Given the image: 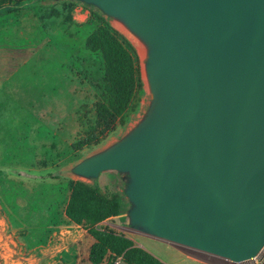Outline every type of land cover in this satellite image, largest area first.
I'll return each mask as SVG.
<instances>
[{"label":"water","instance_id":"obj_1","mask_svg":"<svg viewBox=\"0 0 264 264\" xmlns=\"http://www.w3.org/2000/svg\"><path fill=\"white\" fill-rule=\"evenodd\" d=\"M149 44L154 97L76 173H128L131 224L179 251L254 264L264 248V0H79Z\"/></svg>","mask_w":264,"mask_h":264},{"label":"rangeland","instance_id":"obj_2","mask_svg":"<svg viewBox=\"0 0 264 264\" xmlns=\"http://www.w3.org/2000/svg\"><path fill=\"white\" fill-rule=\"evenodd\" d=\"M99 18L130 46L139 91L114 132L97 145L77 150L74 144L94 129L96 108L105 96L102 56L86 47ZM117 20L79 0H6L0 9V264H7L12 249L22 246L30 247L32 254L35 248H46V254H40L43 263L55 264L67 256L59 251V237L65 235L61 230L73 225L90 235L65 216L75 181L97 185L117 198L122 215L108 220L109 227L163 263L230 264L196 250L179 251L134 228V206L126 195L128 173L107 171L95 179L76 173L83 161L137 131L153 105L148 56L114 24ZM21 257L22 252L12 260Z\"/></svg>","mask_w":264,"mask_h":264},{"label":"trees","instance_id":"obj_3","mask_svg":"<svg viewBox=\"0 0 264 264\" xmlns=\"http://www.w3.org/2000/svg\"><path fill=\"white\" fill-rule=\"evenodd\" d=\"M5 2L0 0V9ZM86 47L102 56L105 96L96 108L94 129L76 141L74 148L77 150L97 145L114 132L119 119L132 108L139 91L138 69L132 50L103 18H99V25L87 38ZM70 189L65 216L95 239L90 250L92 264H101L108 257H121L126 264H165L136 246L124 233L107 226L98 228L104 222L122 215L117 198L107 196L97 185L84 181L72 182Z\"/></svg>","mask_w":264,"mask_h":264},{"label":"crops","instance_id":"obj_4","mask_svg":"<svg viewBox=\"0 0 264 264\" xmlns=\"http://www.w3.org/2000/svg\"><path fill=\"white\" fill-rule=\"evenodd\" d=\"M110 224V221H106L101 225L109 227ZM75 226L77 225L75 224ZM72 227L73 225L68 230H61V233L65 235L59 237L61 240L59 251H65L67 256L65 258L62 256V259H58L55 264H92L90 261V250L95 243V239L91 235H85L86 233L82 234L81 231L73 229ZM33 251L34 254H32V250L28 246L18 247V249L13 248V254L6 257L5 261L7 264H44L40 254H46L47 249L35 248ZM21 252V258H18L16 261L12 260L15 256H20ZM114 260L115 259L108 257L101 264H113ZM121 264L126 263L122 262Z\"/></svg>","mask_w":264,"mask_h":264},{"label":"bare ground","instance_id":"obj_5","mask_svg":"<svg viewBox=\"0 0 264 264\" xmlns=\"http://www.w3.org/2000/svg\"><path fill=\"white\" fill-rule=\"evenodd\" d=\"M120 30L124 31L126 34L130 35L132 41L136 44L138 49L143 53L145 56L149 54V44L139 35H136L130 31V28L127 24L122 20H117L114 23ZM134 32V31H133ZM150 85V82H149ZM152 90V89H151Z\"/></svg>","mask_w":264,"mask_h":264},{"label":"built area","instance_id":"obj_6","mask_svg":"<svg viewBox=\"0 0 264 264\" xmlns=\"http://www.w3.org/2000/svg\"><path fill=\"white\" fill-rule=\"evenodd\" d=\"M218 258V257H217ZM222 261H226L221 259ZM123 262L121 257H118L114 260L113 264H121ZM227 262V261H226ZM229 263V262H228ZM254 264H264V248L259 253V255L254 259Z\"/></svg>","mask_w":264,"mask_h":264}]
</instances>
